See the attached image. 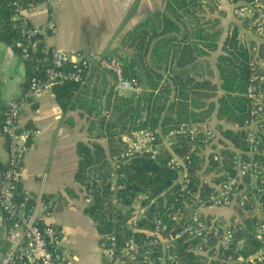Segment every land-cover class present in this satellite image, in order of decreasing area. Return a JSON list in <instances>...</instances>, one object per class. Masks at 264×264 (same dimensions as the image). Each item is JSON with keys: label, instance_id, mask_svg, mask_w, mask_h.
<instances>
[{"label": "crops", "instance_id": "1", "mask_svg": "<svg viewBox=\"0 0 264 264\" xmlns=\"http://www.w3.org/2000/svg\"><path fill=\"white\" fill-rule=\"evenodd\" d=\"M6 1L0 0V5ZM37 3L38 7L27 12V17L34 25L44 28L50 19L53 20L56 33L46 32L47 47L71 53L80 51L85 55L114 56L122 63L131 61L140 82V92L136 95H162L167 106L182 101L178 99L181 84L192 79L191 75H196L193 78L200 83L198 91L203 95L200 102L217 101L222 94L218 57L225 54V41L235 26L247 47L252 41L261 42L237 23L229 0H184V7L175 0H60L51 17L45 0ZM171 9L177 14H172ZM218 31L221 36L215 41L213 37ZM206 34L208 39L204 37ZM27 82L24 59L12 46L0 42V101L3 107L22 96ZM192 86L187 85L189 93L197 90ZM109 93L132 94L117 91L113 75L95 67L78 92V98L73 99L72 109L64 111L59 106L52 88L35 96L19 118L20 126L31 131L33 143L24 157L22 187L33 195L42 192L55 200L52 223L61 232L72 264H105L99 248L102 237L97 233L95 221L86 212L91 206V196L77 177L83 159L81 144L90 148L93 143L101 144L113 166L107 141L97 131L101 114L108 115ZM108 110L112 111V107ZM206 123L215 130L223 125L229 127L217 120L215 113ZM216 133L221 136L219 130ZM131 137L124 136L123 141ZM7 160V142L0 134V162L6 165ZM97 166L89 165L87 174L92 176ZM83 195L87 203L80 207ZM197 212L213 216L224 226H230L234 220L260 215L257 209L236 206H205L199 207ZM67 216L74 218V224L65 219ZM6 223L0 211V261L6 248ZM86 237L91 238L89 243Z\"/></svg>", "mask_w": 264, "mask_h": 264}, {"label": "trees", "instance_id": "2", "mask_svg": "<svg viewBox=\"0 0 264 264\" xmlns=\"http://www.w3.org/2000/svg\"><path fill=\"white\" fill-rule=\"evenodd\" d=\"M10 1L7 0L0 5V42L12 46L14 51L24 58L18 46L23 39L13 9L9 5ZM25 1L30 3L38 0ZM175 3L181 7L186 6L184 0H175ZM172 14L175 15L177 12L173 10ZM237 23L248 29L247 22L238 19ZM220 36L221 31H218L213 39L217 41ZM241 36L235 26L225 41V54L218 57L222 94L217 97V101L209 104L200 102L203 95L198 91L200 83L193 78L196 75H191L193 80L188 78L182 82L178 98L182 101L173 102L169 106L162 95L142 97L143 95L136 94L127 96L108 94L106 109L112 107V111L107 109L108 115L98 116L97 131L99 136L107 141L109 157L118 156L125 150L124 136H133L140 131H150L156 136L158 153L156 157H152L151 154L134 156L115 169L107 160L101 144L93 143L92 149L81 144L80 153L83 159L77 178L91 196V206L86 212L95 221L97 233L101 237L115 235L118 245L125 248L133 240L143 241L147 238V234L154 229L155 216H160L170 227H179V223L188 220L191 213L198 210L200 207L198 200H208L221 182L236 175L233 165L235 158L251 165L252 171H248L243 179L245 185L252 182L254 171L262 172L259 177L264 173V136L260 135L258 149L252 152L253 144L248 140L250 130L245 124L247 119L252 118V111L257 109L258 100L264 98V84L260 85V92L257 91L255 97L250 98L247 94L252 74L250 63L255 56L264 58V41L259 40L261 41L259 44L252 41L250 47H247ZM204 37L208 39L207 34ZM40 55L39 46L32 61L24 60L28 80L34 75H41L36 62ZM256 71L258 75L264 74L262 68H256ZM123 74L127 78H137L134 63L123 61ZM189 84H193L192 88L197 90L189 93L187 87ZM82 87L84 85L73 83H57L53 86L56 100L64 111L73 108L72 101L78 98L77 94ZM5 109L0 101V134ZM263 112L264 108L259 113ZM214 113L217 120L229 126H219V129L215 130V132L219 130L221 135L219 137L216 134L215 140L212 141L213 148L221 146L218 148V153L222 157L219 161H214L213 155L206 148L207 142H204L206 136L203 132H199L196 139L173 134L182 127L206 123ZM168 137L173 141L169 146L164 143V139ZM188 153L191 154V162L187 166L189 183L187 190L181 191L182 184L178 171L172 169L169 162L174 155L184 158ZM101 162L102 166L96 168L93 173L96 175L98 171L100 181L97 182L96 178L92 179V176L87 174V168ZM5 169L6 165L0 162V173L3 174ZM258 183L264 188V183L260 181ZM113 184L116 185L114 190L111 189ZM242 187L244 186L241 185L239 189ZM254 193L258 195L256 190ZM259 198L264 203V192ZM108 201L111 203L106 206L105 203ZM136 206L143 210V218L133 227L128 221ZM245 207L247 210H254L250 205ZM259 214L232 222L229 227L234 231L233 248L224 253L219 251L218 258L208 259L205 252L197 251L203 242L202 239L184 237L176 241L169 252L165 253L161 247L156 249L146 247L135 259L127 255L120 256L118 264H148L144 257L155 260V264H238L240 257L247 259L258 252L264 253V245L256 240L254 235L256 223L264 221V213ZM199 218L210 221L213 216L199 213ZM219 223L225 225L220 221ZM214 245L215 241L210 240L206 247ZM170 254L173 259H169Z\"/></svg>", "mask_w": 264, "mask_h": 264}, {"label": "built area", "instance_id": "3", "mask_svg": "<svg viewBox=\"0 0 264 264\" xmlns=\"http://www.w3.org/2000/svg\"><path fill=\"white\" fill-rule=\"evenodd\" d=\"M233 6V12L237 19L247 22L248 30L257 39L264 41V0H229ZM48 13L51 17L60 0H45ZM13 9L14 18L17 20L19 33L23 41L18 45L24 60H33L34 53L41 47V55L37 59V69L41 75L32 76L27 83L21 97L11 100L6 104L5 115L2 122L1 134L7 142L8 160L6 169L1 174L0 186V211L3 213L7 226L6 248L0 264H72L70 254L63 243V237L58 227L52 223L56 202L45 197L42 192L35 195L22 187L23 161L26 153L33 147L32 133L20 126V114L35 96L45 91H50L57 83H73L84 85L93 68L105 70L111 73L115 80L117 91L137 94L140 92V82L137 78H127L123 74V63L114 56L100 54L85 55L84 53L67 52L58 47H47L45 44L46 32L56 33L53 20L47 22L46 27L34 25L27 17V12L34 11L39 3H26L25 0H11L9 3ZM252 74L248 87V97H255L260 92V85L264 84V74L258 75L256 68L264 69V58L255 56L250 63ZM256 71V72H255ZM264 98L258 100L257 109L251 113V119L245 124L250 130L248 140L253 144L252 152H256L260 138L264 136ZM199 132L205 134L206 148L214 161L221 160L218 153L219 146L213 148L212 141L216 138L215 129L208 123L193 124L174 131L173 134L196 139ZM157 138L150 131H140L126 140L125 150L112 158L113 167L119 168L122 162L142 154H151L156 157ZM215 143V142H214ZM196 147H194L195 149ZM193 149V150H194ZM190 153L184 158L173 156L169 165L178 171L182 184L181 191L187 190L189 178L187 166L190 164ZM236 175L230 176L221 182L215 189V193L206 201H199L200 207L210 204L218 208L238 207L246 209L250 205L259 213H264V203L259 196L264 192L258 181L264 183V173L253 172L252 182L245 185L244 176L250 170L251 165L242 162L239 158L233 160ZM115 177V173L112 174ZM243 185L240 190L239 187ZM115 184L111 189H115ZM258 192V195L254 191ZM146 199V197H145ZM252 199V200H251ZM143 218V210L138 206L132 212L128 221L131 226ZM154 229L147 234L143 241H131L125 248L118 245L115 235H105L99 243L100 253L105 264H118L119 257L127 255L135 259L146 247L156 249L161 247L165 253L171 250V246L184 237H196L203 242L198 246L199 252H205L208 259L219 257L220 252H226L233 248L235 241L234 231L229 226H223L214 218L203 221L199 213L194 211L188 220L179 223V227H170L160 216L153 218ZM254 235L264 245V221L256 223ZM214 240V246L209 241ZM231 257H229L230 259ZM169 259H173L169 255ZM148 264H155V260L144 257ZM238 264H264V253L258 252L249 258L240 257Z\"/></svg>", "mask_w": 264, "mask_h": 264}, {"label": "rangeland", "instance_id": "4", "mask_svg": "<svg viewBox=\"0 0 264 264\" xmlns=\"http://www.w3.org/2000/svg\"><path fill=\"white\" fill-rule=\"evenodd\" d=\"M253 60V59H252ZM251 60V61H252ZM172 140L170 139V137H168V138H166V139H164V143H166V145H171L172 144ZM102 166V162H101V164H98V166H97V168H100ZM98 173V172H97ZM98 177H99V174H98V176H96V175H92V179H94V178H96L95 180L97 181V180H99L98 179ZM83 200V201H82ZM87 202L85 201V195H83L82 196V199H80L79 200V205L78 206H80V207H82V205H84V204H86ZM111 203V201H108L107 203H105V205L106 206H108L109 204ZM117 209H119V208H117ZM118 212H119V210H118ZM66 220H68L69 222H70V224L72 225V224H74V218L72 217V216H67V218H65ZM91 241V238L90 237H86V242L87 243H89Z\"/></svg>", "mask_w": 264, "mask_h": 264}, {"label": "water", "instance_id": "5", "mask_svg": "<svg viewBox=\"0 0 264 264\" xmlns=\"http://www.w3.org/2000/svg\"><path fill=\"white\" fill-rule=\"evenodd\" d=\"M1 178H2V177H1V173H0V186H1Z\"/></svg>", "mask_w": 264, "mask_h": 264}]
</instances>
